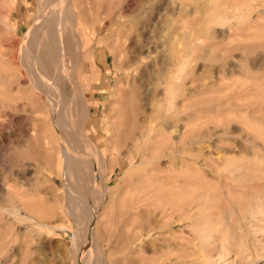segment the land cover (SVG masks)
Here are the masks:
<instances>
[{"label": "rangeland", "instance_id": "1", "mask_svg": "<svg viewBox=\"0 0 264 264\" xmlns=\"http://www.w3.org/2000/svg\"><path fill=\"white\" fill-rule=\"evenodd\" d=\"M61 1L0 0V264H264V0ZM54 9L82 44L72 119L106 161L71 193L25 66Z\"/></svg>", "mask_w": 264, "mask_h": 264}, {"label": "bare ground", "instance_id": "2", "mask_svg": "<svg viewBox=\"0 0 264 264\" xmlns=\"http://www.w3.org/2000/svg\"><path fill=\"white\" fill-rule=\"evenodd\" d=\"M46 1H48V0H43V3H42L43 9L46 6V5L45 6L43 5L44 3L45 4L47 3ZM56 1L58 2V0H56ZM59 1H60L59 3L62 2L61 0H59ZM62 3H64V2H62ZM59 5H61V4H59ZM70 5L71 4H69V6ZM56 7H57V4H56ZM61 7H64V6H61ZM61 7H58V8L61 9ZM67 8L70 9V7H67ZM43 9H42V11H43ZM70 10H68V11H70ZM53 11H54V13H52V14H47V15L44 14V19H48L47 24L44 27H42V25L39 26V28H38V29H40V32H38L39 40L37 38V41L39 43H38L36 51L33 52L34 59H33V61L31 59H30V61L27 60L25 63V66L27 68V74L29 76V83L32 86V88H30V90L33 91L32 93H34L35 90L37 91L38 95H40V96H38L39 100H41L40 98H42V99L46 98V100H47L46 102L48 103V105L50 107V114L52 117L51 119L63 135L64 141H63V145L61 147H63V152H64L65 160H66V175L68 177L69 188H70L68 190V192L71 193L74 190V186L78 189V191L84 187V185L82 183V179H81L82 176L86 175V174H91V172H92L91 168L93 167L95 169V167L98 163L102 164L101 170H100V172H98V174H99V176L103 177L102 171H103V167H105V165H106V161H104L101 157H99L95 154L97 152L96 148L93 149L94 148L93 146L88 145L87 142L83 141L82 136L80 134V132H81L80 127H79V129L76 128V125H79L81 122H79V120H77L78 118L77 119L74 118L76 121H74L72 119L73 115H74V117L79 116L80 113H83V114L87 113L88 116L90 114L88 108L86 109L85 105H84V103L86 104V101L82 102L81 98H80L81 96L78 95V97H76L77 94L74 93V91L77 92L76 90H78V88L76 86L77 83H75V77L77 78V76H78V74H77L78 68L76 69V66L79 63V59H81L82 52L80 50V47H82V44L80 42H78V40L77 41H75L76 39L74 40V38L72 37V32L70 29L69 30H70L71 34L66 29V27L68 28V26L66 25L67 23H69V26H70L69 19H71V15L70 16L66 15L65 13H67V12L64 13V11H62V10H60V12H57V10L54 9ZM62 12L64 14L61 15ZM41 14H43V12ZM72 20H71V23L74 22ZM75 32L77 33V31H74V34H75ZM32 37H33V35H32ZM76 37L78 38V36H76ZM174 39H175V37H174ZM34 42H36L35 36L33 38V43ZM155 44H156L155 47H157L159 49L161 48L160 53L162 56H164V58H166V59H168L170 57L173 58L172 55H170L171 52L169 51L167 46L162 41L155 43ZM18 78L19 77L17 76L15 78L10 79L12 81L11 83L17 84L19 86L20 83H19ZM11 83L8 84L10 86V88H12ZM72 86H74V87H72ZM72 88H74V89L76 88V90L73 89L74 90L73 91ZM9 91L16 92V93L22 92L20 87H18L15 91L14 90H9ZM72 94L75 96H73ZM117 96L119 97V93L117 94ZM120 98H122V97H120ZM146 98H145V100H146ZM17 100H16V102H17ZM141 100H143V98H141ZM122 101H123L122 99H119L118 101H116L117 104L115 102L114 107L111 110L112 117L110 118V124H109L108 129H107V132H108L107 141L110 144L109 153L112 157L116 151H119L120 148H122V146H120V148H119V145H120L119 142L121 140V136H120L121 133L119 131H118L119 133H117V129L120 130V128L123 124L118 123V120L116 119V117H118V115H120V112L123 111V107L120 106V104H122ZM119 106H120V108H119ZM145 110H148V109H145ZM152 110H155V109H152ZM148 112L146 111V113H148ZM145 116L147 117V115H145ZM151 118H153V117H151ZM80 120H82V119H80ZM132 120H134V124H135L136 120L135 119H132ZM64 121L67 124V127L69 126V130L64 128ZM169 124H171V123H169ZM110 127H111V130H110ZM131 127H132V125H131ZM170 127H172V126L170 125ZM113 132L116 135L113 136L112 135ZM74 134H77V136L75 137ZM132 134L133 133L131 132L130 136ZM140 135L143 136L144 133L140 132ZM130 136L128 135V137H130ZM128 137H126V138H128ZM52 140H54V139H52ZM124 141H126V139ZM47 143L49 144L48 141H47ZM40 148H42V147H40ZM131 148H128V152L131 150ZM42 150H43V148L41 149V151ZM97 168H99V167H97ZM94 169H93V172L95 171ZM102 177H101V180H103ZM90 178H91V176H90ZM100 183H102V182H100ZM92 184H93V181H92ZM94 187H93V189H94ZM76 188H75V190L77 191ZM85 188H86V186H85ZM107 188L104 187V190L106 191ZM76 191H74V192H76ZM82 192H85V191H82ZM96 196H98V195H96ZM74 203H76V202L73 200L72 204H74ZM92 251H94V249Z\"/></svg>", "mask_w": 264, "mask_h": 264}]
</instances>
